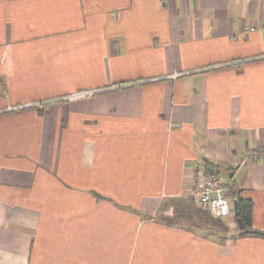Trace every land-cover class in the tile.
<instances>
[{
  "label": "crops",
  "instance_id": "crops-1",
  "mask_svg": "<svg viewBox=\"0 0 264 264\" xmlns=\"http://www.w3.org/2000/svg\"><path fill=\"white\" fill-rule=\"evenodd\" d=\"M259 147L264 0H0V264H264ZM199 163L228 219L190 195Z\"/></svg>",
  "mask_w": 264,
  "mask_h": 264
},
{
  "label": "built area",
  "instance_id": "built-area-1",
  "mask_svg": "<svg viewBox=\"0 0 264 264\" xmlns=\"http://www.w3.org/2000/svg\"><path fill=\"white\" fill-rule=\"evenodd\" d=\"M94 91L70 94L62 101L73 102L87 96ZM257 161H264V147L249 150L240 165H248ZM226 181L204 164H198L192 179L191 196L196 203L206 206L210 215L215 219H228L231 215L230 200L225 196Z\"/></svg>",
  "mask_w": 264,
  "mask_h": 264
},
{
  "label": "trees",
  "instance_id": "trees-1",
  "mask_svg": "<svg viewBox=\"0 0 264 264\" xmlns=\"http://www.w3.org/2000/svg\"><path fill=\"white\" fill-rule=\"evenodd\" d=\"M235 199H236V205H237V211H238V219H240L245 227L246 230L250 231L252 229V200L245 196L243 191H237L235 193ZM173 208V218L172 219H162L160 217H156L159 220L164 221L165 223H175V220H179L187 214V210L190 208H187V202H181V200H167L163 202L160 206L159 212L163 211L165 208ZM182 209H186L182 211ZM170 220V221H169ZM174 220V221H173ZM216 221V220H215ZM218 225H222L221 221H216ZM249 233V232H247ZM246 233H241V235H244ZM251 234L256 235V236H262L264 237V234L260 232H251Z\"/></svg>",
  "mask_w": 264,
  "mask_h": 264
},
{
  "label": "rangeland",
  "instance_id": "rangeland-1",
  "mask_svg": "<svg viewBox=\"0 0 264 264\" xmlns=\"http://www.w3.org/2000/svg\"><path fill=\"white\" fill-rule=\"evenodd\" d=\"M221 176L224 178V179H226V174L225 173H222L221 174ZM227 181V180H226ZM226 190V189H225ZM160 218H162V219H167V218H170V219H172L173 218V212H172V215H171V212L169 211V212H163L162 214H160V216H159ZM190 223H192V224H196L197 225V227H199L198 228V230L200 231V233H204V232H206L207 230V228L208 227H211L212 228V233L213 234H215V235H220V236H222V235H224L225 233H227V226L225 225V223H223L222 225H210L209 224V222L207 223V221L205 220L204 221V223L203 224H200V223H198V222H196V221H194V220H192V221H190ZM213 224V223H212ZM206 230V231H205ZM208 233V232H207Z\"/></svg>",
  "mask_w": 264,
  "mask_h": 264
},
{
  "label": "water",
  "instance_id": "water-1",
  "mask_svg": "<svg viewBox=\"0 0 264 264\" xmlns=\"http://www.w3.org/2000/svg\"><path fill=\"white\" fill-rule=\"evenodd\" d=\"M230 177H231V175H230ZM234 213H235V217L237 218V223H238L239 229L241 231L245 230V227H244L242 221L240 219H238L237 205L235 202H234Z\"/></svg>",
  "mask_w": 264,
  "mask_h": 264
}]
</instances>
